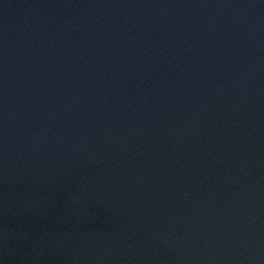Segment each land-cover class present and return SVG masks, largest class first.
Returning <instances> with one entry per match:
<instances>
[{
    "label": "water",
    "instance_id": "95a60500",
    "mask_svg": "<svg viewBox=\"0 0 264 264\" xmlns=\"http://www.w3.org/2000/svg\"><path fill=\"white\" fill-rule=\"evenodd\" d=\"M0 264H264V0H0Z\"/></svg>",
    "mask_w": 264,
    "mask_h": 264
}]
</instances>
